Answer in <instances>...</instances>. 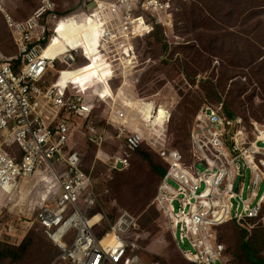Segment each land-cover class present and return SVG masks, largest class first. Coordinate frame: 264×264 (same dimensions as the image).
Here are the masks:
<instances>
[{
  "label": "built area",
  "instance_id": "2783aa9c",
  "mask_svg": "<svg viewBox=\"0 0 264 264\" xmlns=\"http://www.w3.org/2000/svg\"><path fill=\"white\" fill-rule=\"evenodd\" d=\"M176 1L81 0L96 33L93 44L82 50L88 75L101 68L110 78H127L136 64L137 41L156 27L171 30ZM0 15L16 49L11 57L0 50V195H9L18 181L40 176L49 191L36 222L63 263L140 264L134 240L138 224L130 214L120 212L103 234L102 214L87 215L96 207L92 178L68 147V120L86 117V101L82 94L65 96L46 79L53 66L49 38L59 22L54 3L40 0L29 17L17 21L0 0ZM76 55L62 57L71 66ZM128 102L111 111L105 127L87 125V142L100 146L108 126L116 131L124 147L104 160L109 172L126 169L131 154L143 142L150 144L164 170L152 205L177 250L188 264H229L219 228L258 218L264 204V129L252 126L248 135L240 118L227 117L220 105H202L187 133L185 159L167 146L169 113L164 110L159 124V106ZM144 107L150 109L146 117Z\"/></svg>",
  "mask_w": 264,
  "mask_h": 264
},
{
  "label": "rangeland",
  "instance_id": "374dc122",
  "mask_svg": "<svg viewBox=\"0 0 264 264\" xmlns=\"http://www.w3.org/2000/svg\"><path fill=\"white\" fill-rule=\"evenodd\" d=\"M50 1L59 22L49 38L47 54L53 66L46 79L65 96L82 94L87 105L85 118L68 120V147L79 154L82 169L92 178L96 207L87 215L95 217L100 212L101 228L122 211L130 214L138 224L134 240L140 264H188L152 205L159 177L137 152L131 154L126 169L109 172L104 160L122 149L123 141L108 126L102 144L92 146L87 142L86 126L105 127L111 111L121 109L122 102H151L169 113L164 126L167 146L178 150L185 159L190 148L187 133L202 105L221 103L241 119L248 135L254 131L249 125L263 130L264 0L176 1L171 30L157 27L137 41L136 64L123 80L110 78L109 71L101 68L88 75V61L82 50L93 44L96 33L81 0ZM39 2L2 0V5L19 21L29 17ZM211 48L216 54L211 53ZM0 50L6 57L16 54L1 15ZM75 52L76 59L68 66L71 61L66 62L62 55ZM150 146L143 142L139 149L160 165ZM247 179L246 173L245 184ZM263 187L264 183L260 189ZM46 190L48 184L34 176L18 181L9 195H0V264H65L36 222L42 200L48 195ZM248 227L246 243L252 259L264 263V204L259 217L251 220ZM218 238L229 264H253L244 254L241 231L233 223L221 226Z\"/></svg>",
  "mask_w": 264,
  "mask_h": 264
},
{
  "label": "trees",
  "instance_id": "16d2710c",
  "mask_svg": "<svg viewBox=\"0 0 264 264\" xmlns=\"http://www.w3.org/2000/svg\"><path fill=\"white\" fill-rule=\"evenodd\" d=\"M157 29L154 28V30ZM153 30V31H154ZM211 53H214L216 54V51L211 48ZM207 81H210V80H207ZM212 89L213 91L216 90V87L214 85H212ZM220 105V109L222 110V112L229 118L231 117H235V115H233L231 112H229L227 109H225V107H223V105L221 103H219ZM212 106V105H210ZM214 107V106H213ZM249 127H252L249 125ZM110 128V127H109ZM134 152H137V154L139 155V157L144 160L145 162L148 163V165L150 166L151 168V171L153 173H155L159 178L163 176L164 174V170L162 168L161 165H158L156 163H154L152 160H151V157L150 155L147 153V152H144V151H141L140 149H136ZM115 218H110V220H108V225L112 223V221L114 220ZM257 219V218H256ZM251 220H255V219H245V220H242V221H236V222H233V224L240 229L241 231V235H242V248L244 250V254L247 258V260L253 264H264V263H260V262H256L253 258V254L251 253V250L249 248V245L246 243V239L247 237L249 236V233H250V228L248 227V224L250 223ZM107 230V226H105L103 228V230L100 232V234H103L105 231Z\"/></svg>",
  "mask_w": 264,
  "mask_h": 264
},
{
  "label": "bare ground",
  "instance_id": "6f19581e",
  "mask_svg": "<svg viewBox=\"0 0 264 264\" xmlns=\"http://www.w3.org/2000/svg\"><path fill=\"white\" fill-rule=\"evenodd\" d=\"M126 104H129V102H126ZM149 110H150L149 107H146V108L144 107V109H143V116L144 117L149 115L148 114ZM165 116H166V112L163 111L162 109H158V111H157V121H158L159 124L163 121V118H165Z\"/></svg>",
  "mask_w": 264,
  "mask_h": 264
},
{
  "label": "clouds",
  "instance_id": "9594fccd",
  "mask_svg": "<svg viewBox=\"0 0 264 264\" xmlns=\"http://www.w3.org/2000/svg\"><path fill=\"white\" fill-rule=\"evenodd\" d=\"M163 111H164V110H163ZM160 165H161V163H160ZM160 178H161V177H160ZM160 178H159V179H160Z\"/></svg>",
  "mask_w": 264,
  "mask_h": 264
},
{
  "label": "crops",
  "instance_id": "0c3cea01",
  "mask_svg": "<svg viewBox=\"0 0 264 264\" xmlns=\"http://www.w3.org/2000/svg\"><path fill=\"white\" fill-rule=\"evenodd\" d=\"M128 112V111H127Z\"/></svg>",
  "mask_w": 264,
  "mask_h": 264
}]
</instances>
